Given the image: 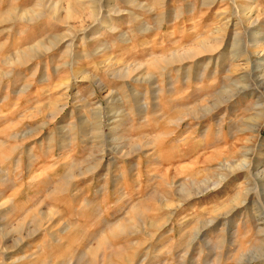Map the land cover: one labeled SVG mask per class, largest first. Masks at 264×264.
Wrapping results in <instances>:
<instances>
[{"label": "rangeland", "instance_id": "374dc122", "mask_svg": "<svg viewBox=\"0 0 264 264\" xmlns=\"http://www.w3.org/2000/svg\"><path fill=\"white\" fill-rule=\"evenodd\" d=\"M0 264H264V0H0Z\"/></svg>", "mask_w": 264, "mask_h": 264}]
</instances>
